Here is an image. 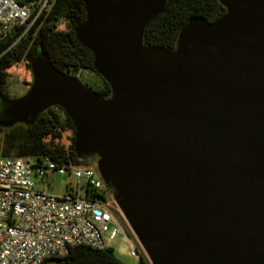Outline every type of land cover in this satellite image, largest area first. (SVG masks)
Listing matches in <instances>:
<instances>
[{
  "label": "water",
  "instance_id": "1",
  "mask_svg": "<svg viewBox=\"0 0 264 264\" xmlns=\"http://www.w3.org/2000/svg\"><path fill=\"white\" fill-rule=\"evenodd\" d=\"M166 2L83 0L74 38L110 95L40 49L28 90L0 92V128L61 109L149 264H264V0H218L225 12L188 19L173 49L146 46Z\"/></svg>",
  "mask_w": 264,
  "mask_h": 264
},
{
  "label": "built area",
  "instance_id": "2",
  "mask_svg": "<svg viewBox=\"0 0 264 264\" xmlns=\"http://www.w3.org/2000/svg\"><path fill=\"white\" fill-rule=\"evenodd\" d=\"M53 1L0 0V57L27 37ZM51 174L71 177L62 196L37 188ZM106 233L108 239L121 234L129 256L139 260L140 247L95 167L59 165L42 156L0 157V264L62 260L79 246L109 248Z\"/></svg>",
  "mask_w": 264,
  "mask_h": 264
},
{
  "label": "trees",
  "instance_id": "3",
  "mask_svg": "<svg viewBox=\"0 0 264 264\" xmlns=\"http://www.w3.org/2000/svg\"><path fill=\"white\" fill-rule=\"evenodd\" d=\"M82 2L83 0H54L32 26L27 37L17 41L0 57V89L6 83V70L20 62H25L29 67L34 51L38 53L40 49L58 72L67 73L77 69L93 71L91 53L75 40L73 34L74 29L85 19ZM224 12L225 9L218 0H167L164 13L146 27L143 43L146 46L173 49L178 32L188 19L198 17L213 22ZM60 20L67 23V31L56 30V24ZM14 39L15 36L8 38L4 47ZM103 83L102 89L94 91L106 98L110 91L106 83ZM59 115L73 135L69 118L61 109L50 108L41 113L32 126L18 124L10 129L0 128V157L42 156L59 165L77 166L79 161L73 153V144L70 149L64 150L58 143L61 137ZM107 189L114 196L113 190L110 187ZM50 260L57 264H122L110 248L94 249L84 246L72 248L62 260ZM139 264H147L143 255L139 257Z\"/></svg>",
  "mask_w": 264,
  "mask_h": 264
},
{
  "label": "rangeland",
  "instance_id": "4",
  "mask_svg": "<svg viewBox=\"0 0 264 264\" xmlns=\"http://www.w3.org/2000/svg\"><path fill=\"white\" fill-rule=\"evenodd\" d=\"M56 30L67 31L68 25L64 21H58L56 24ZM7 79L6 83L3 86V91L7 94L8 97L14 98L19 97L28 90L31 83V74L29 67L25 62H20L11 65L7 70ZM67 74L73 75L78 78L83 84L90 87L93 90L102 89L104 83L102 79L91 70L77 69L69 70ZM3 106L0 107V120L4 119L2 114ZM61 137L58 140L59 145L63 147L64 150L70 149L73 144V135L71 130L66 125L62 116L59 115ZM2 139V134L0 133V141ZM78 165L82 167H95L96 157L89 156L85 158L78 159ZM72 179L67 175H58L51 174L48 178L38 180L36 182L37 188H45L46 192L55 196H62L65 192V186L71 184ZM113 226L110 225L109 229ZM105 243L112 250L113 255L122 263V264H139V260L129 256V250L127 244L123 241L122 235L118 234L114 239H108V233L105 235ZM127 236L131 243H134L132 237L127 232ZM140 254L143 255L147 264H149L146 256L140 249ZM45 264H57L55 261L49 260Z\"/></svg>",
  "mask_w": 264,
  "mask_h": 264
},
{
  "label": "flooded vegetation",
  "instance_id": "5",
  "mask_svg": "<svg viewBox=\"0 0 264 264\" xmlns=\"http://www.w3.org/2000/svg\"><path fill=\"white\" fill-rule=\"evenodd\" d=\"M0 92H1L4 96L8 97L7 94L3 91V88L0 89ZM25 92H26V91H25ZM8 98H11V97H8ZM14 98H16V97H14ZM1 106H3V103H2V101L0 100V107H1Z\"/></svg>",
  "mask_w": 264,
  "mask_h": 264
}]
</instances>
